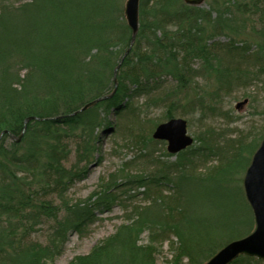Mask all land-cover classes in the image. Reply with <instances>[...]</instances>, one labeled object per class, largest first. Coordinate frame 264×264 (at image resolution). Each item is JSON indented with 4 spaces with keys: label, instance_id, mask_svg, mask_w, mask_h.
<instances>
[{
    "label": "trees",
    "instance_id": "trees-1",
    "mask_svg": "<svg viewBox=\"0 0 264 264\" xmlns=\"http://www.w3.org/2000/svg\"><path fill=\"white\" fill-rule=\"evenodd\" d=\"M123 1L0 0V264H56L71 234L120 204L130 209L125 222L68 264H204L254 228L241 175L263 137L247 142L241 133L216 148L215 139L198 137L199 145L194 138L185 150L155 157L165 142L153 132L173 117L190 127L197 114L222 112L223 95L251 72L264 82V0H207V7L141 0L116 92L82 109L115 88L114 70L132 39ZM152 107H162L163 118L136 141L153 170L124 182L113 175L84 199L69 197L100 159L110 115L138 119ZM198 163L215 170L197 173ZM140 187L149 203L126 204ZM162 235L176 238L164 262L153 245ZM231 264L264 262L241 255Z\"/></svg>",
    "mask_w": 264,
    "mask_h": 264
},
{
    "label": "rangeland",
    "instance_id": "rangeland-1",
    "mask_svg": "<svg viewBox=\"0 0 264 264\" xmlns=\"http://www.w3.org/2000/svg\"><path fill=\"white\" fill-rule=\"evenodd\" d=\"M9 1L22 2L25 0ZM125 4L126 0L123 1V10ZM202 6L207 7V1ZM253 69L254 67L251 66V69L247 72H251ZM249 76L243 84L236 83L238 86L234 87L232 92L223 95L222 100H220L222 112L203 120L200 119L198 114L195 115L197 118L194 117L192 126L189 127V134L194 136L195 139L197 138L194 145L200 144V138L215 139L213 144L216 148L227 140L239 137L241 133L246 135L247 142H258L264 136V82L257 74L251 72ZM245 99L248 102L239 109L236 108V105ZM146 110L144 109L141 114H138V119L130 112L128 114L124 113L121 118L110 115L109 120L112 123V129H110L108 135L102 136L98 154L100 159L88 166L86 178L76 182L71 187L69 197L73 200H82L92 191L100 189L103 183L112 180L113 175L117 182H124L128 174L135 175L142 170L147 172L153 170L150 158L147 157L145 151L140 150L142 146L136 140L140 133H145L148 128L151 129L154 123L157 122L158 124L163 118L164 110L162 107H152ZM112 130L117 131L118 134L112 135ZM155 148V157L160 156L162 152H167V144L158 143ZM170 160H174V157H170ZM202 164L204 163H198L197 167L194 168L197 173L207 174L215 170L213 167H204ZM244 164L245 161L241 164V167ZM245 171L241 175L242 185ZM135 192L137 194L136 198L127 200L126 204L143 205L149 203V199L146 200V193L148 192L146 187H140ZM126 197L127 195L123 196V198ZM228 207H231V205L229 204ZM128 210L130 209L124 208L122 204L116 205L111 212L100 214L98 220L85 229L83 233L71 234L65 252L56 259L55 263L68 264L75 256L88 254L95 245L113 234L117 227L125 222ZM238 210L239 212H246V205L239 202ZM36 238L38 237L36 236ZM40 239L43 238L40 237ZM173 240L175 241L176 238L172 235L168 237L162 235L156 243H153L156 246V254L160 262H164L166 258L171 257ZM142 242H150L147 232L143 234Z\"/></svg>",
    "mask_w": 264,
    "mask_h": 264
},
{
    "label": "water",
    "instance_id": "water-1",
    "mask_svg": "<svg viewBox=\"0 0 264 264\" xmlns=\"http://www.w3.org/2000/svg\"><path fill=\"white\" fill-rule=\"evenodd\" d=\"M205 1L206 0H184L185 3L196 6L204 4ZM140 2L141 0H126L124 15L132 30V39L129 48L114 70L115 89L112 93L105 94L89 102L82 109L93 106L99 101L109 99L114 95L118 85V70L134 45L139 31ZM246 103L247 100H244L238 103L236 107L240 108ZM3 134H5V132H3L2 135ZM153 137L168 141V149L171 152H179L193 142V137L188 134L187 121L183 118H172L166 122L160 123L156 127ZM19 140L20 138H18V141ZM243 186L247 200L253 210L255 228L250 234L227 243L205 264H230L240 255L253 256L264 260V138L254 152L251 162L245 172Z\"/></svg>",
    "mask_w": 264,
    "mask_h": 264
}]
</instances>
